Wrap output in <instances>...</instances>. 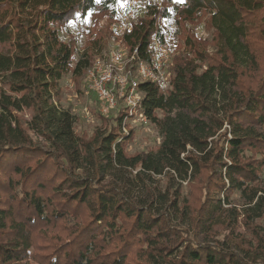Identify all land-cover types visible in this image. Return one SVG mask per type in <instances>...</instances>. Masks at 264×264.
I'll list each match as a JSON object with an SVG mask.
<instances>
[{
    "label": "trees",
    "instance_id": "obj_1",
    "mask_svg": "<svg viewBox=\"0 0 264 264\" xmlns=\"http://www.w3.org/2000/svg\"><path fill=\"white\" fill-rule=\"evenodd\" d=\"M182 4L183 20L210 15L216 53L188 39L192 55L174 59L168 91L141 85L138 112L162 142L129 154L133 131L122 132L123 111L109 133L88 138L55 101L61 78L86 73L102 50L99 37L90 42L97 52L74 62V41H63L59 29L103 9L101 0H0V264H264L255 224L264 221V0ZM154 16L122 37L147 59L159 29ZM23 111L31 112L24 124ZM29 130L48 147L33 143ZM110 166L166 174L190 190L169 199L152 190L150 200L137 201L102 182ZM157 198L170 201L172 213L156 209ZM178 212L187 227L174 224ZM243 221L255 244L236 234ZM223 231L239 241L237 251L217 242Z\"/></svg>",
    "mask_w": 264,
    "mask_h": 264
},
{
    "label": "rangeland",
    "instance_id": "obj_2",
    "mask_svg": "<svg viewBox=\"0 0 264 264\" xmlns=\"http://www.w3.org/2000/svg\"><path fill=\"white\" fill-rule=\"evenodd\" d=\"M101 2L104 4L103 9H97L85 17L77 16L59 29V36L63 41L68 42L71 39L74 41L76 47L74 62L86 51L96 53L97 48L90 42L99 37H102V50L99 54L108 53L120 46H127L122 42L123 35L131 31L134 26L150 21L155 17V12H158L157 27L159 29L150 34V47L158 50L159 57L170 60V68L175 58L192 55L188 39L195 45H199L207 54L214 55L216 53L217 44L214 30L210 25V15L200 13L193 19L183 20L186 17L182 14L185 7L182 4L184 0H101ZM162 10H168L171 17L159 16ZM122 25H126V27H122ZM160 35L163 36V40ZM199 63L204 67L206 65L202 61ZM55 101L75 117V132L79 136L88 138H92L97 131L109 133L111 126L114 125V118L119 114V111L115 110L110 113H105L102 110L103 105L88 88L86 73L80 76L69 73L63 76L58 84ZM19 115L23 124L31 119L30 111L19 112ZM130 131H133V139L127 148L129 154L151 152L162 142L157 127L149 120L144 121L139 114L127 117L122 132L128 134ZM28 133L33 143L48 147L42 137L31 130ZM101 177L103 183H115L120 188L127 190L137 201L150 200L152 190L154 194H158L160 191L162 195H167L168 199L178 189L181 190L182 196H186L190 190L186 182L178 185L176 180L170 179L166 174L139 173V169L110 166L102 173ZM232 199L241 208L242 200L239 194L235 193ZM154 202L156 209H169L171 212L168 207L170 201L168 203L160 202L157 198ZM172 216L174 224L183 223L182 225L187 227V219L181 218L180 212L173 213ZM242 219L244 218L241 216L240 220ZM255 224L260 227V237L264 241V221L256 220ZM236 234L242 237L240 239H246L255 244L254 234L244 221L237 228ZM228 235V231L218 234L217 242H220V246L229 251H237L236 243L239 241L233 240ZM200 240L202 241V238ZM32 264L38 263L33 260Z\"/></svg>",
    "mask_w": 264,
    "mask_h": 264
},
{
    "label": "built area",
    "instance_id": "obj_3",
    "mask_svg": "<svg viewBox=\"0 0 264 264\" xmlns=\"http://www.w3.org/2000/svg\"><path fill=\"white\" fill-rule=\"evenodd\" d=\"M157 51L149 47L147 59L139 47L120 46L95 57L86 71V82L105 113L123 111L128 118L139 114L144 121L148 120L138 112L145 97L141 85L152 82L162 91L171 88L170 60L159 57Z\"/></svg>",
    "mask_w": 264,
    "mask_h": 264
},
{
    "label": "snow or ice",
    "instance_id": "obj_4",
    "mask_svg": "<svg viewBox=\"0 0 264 264\" xmlns=\"http://www.w3.org/2000/svg\"><path fill=\"white\" fill-rule=\"evenodd\" d=\"M97 3H100V0H96Z\"/></svg>",
    "mask_w": 264,
    "mask_h": 264
}]
</instances>
